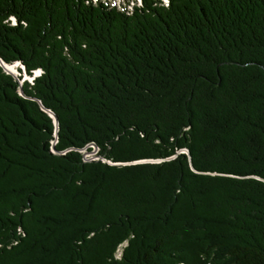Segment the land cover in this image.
Returning a JSON list of instances; mask_svg holds the SVG:
<instances>
[{"label":"trees","instance_id":"16d2710c","mask_svg":"<svg viewBox=\"0 0 264 264\" xmlns=\"http://www.w3.org/2000/svg\"><path fill=\"white\" fill-rule=\"evenodd\" d=\"M0 58V264H264V0H0Z\"/></svg>","mask_w":264,"mask_h":264},{"label":"built area","instance_id":"2783aa9c","mask_svg":"<svg viewBox=\"0 0 264 264\" xmlns=\"http://www.w3.org/2000/svg\"><path fill=\"white\" fill-rule=\"evenodd\" d=\"M89 2H92L94 4L98 3V2H105V3H109L111 5H115L118 7V9L125 11L128 14H131L134 12V9L136 7H142L143 5V0H88ZM163 4L168 5L169 0H160ZM8 21H10L11 24L16 25L17 24V20L14 16H10ZM19 63V66L21 64V62H16ZM43 70L41 68H38L34 71V75L32 77H30V82L33 83L35 77L42 75ZM90 148L92 150H90L92 153H88V148H83L81 149V153H82V157L84 159V161H94V160H99L101 157L98 155L99 154V150L100 148L98 147V145H96L95 143L89 144ZM94 149V150H93Z\"/></svg>","mask_w":264,"mask_h":264},{"label":"rangeland","instance_id":"374dc122","mask_svg":"<svg viewBox=\"0 0 264 264\" xmlns=\"http://www.w3.org/2000/svg\"><path fill=\"white\" fill-rule=\"evenodd\" d=\"M5 69V68H4ZM9 73V72H8ZM10 74H12V73H10ZM19 74H20V72H19ZM18 74V75H19ZM18 75H16V74H14V76H18ZM24 77H25V74H24ZM23 77V78H24ZM30 77H32V76H30V75H28V76H26L25 77V80H30ZM22 81V83H23V79H21L20 80V82ZM92 143V142H91ZM90 144V143H89ZM89 144H87L86 146H84L83 148H88V153H92L90 150H92L91 148H90V145ZM83 148H81V149H83ZM81 149H79V151L81 152ZM94 150V149H93ZM54 151V150H53ZM184 151H187V150H182L181 152H184ZM101 158L99 159V160H101V161H103V162H107V163H109V164H118V163H115V162H112L111 160H108V159H106V158H104L103 156H101L100 155V150H99V154H98ZM84 160V159H83ZM97 161V160H96ZM142 161H146V160H142ZM142 161H137V162H142ZM160 161V160H159ZM85 162H90V161H85ZM127 243L128 242H124V243H122V244H120L119 246H118V248H117V250H116V253H115V257H116V259H120L121 257H122V255H123V251H124V249H125V247H126V245H127Z\"/></svg>","mask_w":264,"mask_h":264},{"label":"bare ground","instance_id":"6f19581e","mask_svg":"<svg viewBox=\"0 0 264 264\" xmlns=\"http://www.w3.org/2000/svg\"><path fill=\"white\" fill-rule=\"evenodd\" d=\"M18 66H19V63L10 64V63L4 62V68L7 71L14 73L16 75L19 74ZM20 67H23L22 63L20 64Z\"/></svg>","mask_w":264,"mask_h":264},{"label":"water","instance_id":"95a60500","mask_svg":"<svg viewBox=\"0 0 264 264\" xmlns=\"http://www.w3.org/2000/svg\"><path fill=\"white\" fill-rule=\"evenodd\" d=\"M0 64L4 67V61L1 58H0ZM22 69L24 71L25 77L28 76L24 65H23V68ZM7 72H9V71H7ZM9 73H11V72H9ZM12 74L14 75V73H12ZM25 77L23 78V80H25ZM21 84H22V81H21ZM20 93L23 94V90L21 88H20ZM51 115L55 118V121L57 123V118L55 117V115L53 113H51Z\"/></svg>","mask_w":264,"mask_h":264}]
</instances>
